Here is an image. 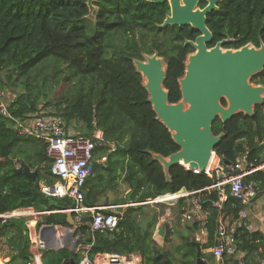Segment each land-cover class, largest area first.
Returning <instances> with one entry per match:
<instances>
[{
    "label": "trees",
    "instance_id": "obj_1",
    "mask_svg": "<svg viewBox=\"0 0 264 264\" xmlns=\"http://www.w3.org/2000/svg\"><path fill=\"white\" fill-rule=\"evenodd\" d=\"M93 4L96 9L92 13L88 0H0V89L8 95L10 112L16 118L43 111L58 115L78 134L91 135L101 130L107 141L119 145L104 165H96L95 173L87 179L85 204L93 205L99 194L121 184L132 191L131 200L136 203L181 189L196 191L210 186L211 177L181 164L171 167L167 179L156 155L169 157L180 146L157 118L144 78L134 63L135 59L143 60L145 54L158 52L167 65L164 86L169 90L170 101L177 103L182 98L180 78L185 74L188 55L195 51L186 41L195 40L200 31L191 25L162 27L170 13L167 2L94 0ZM207 26L213 34L209 47L228 37L232 40L224 44L225 48L248 43L260 47L264 44V0H221L218 9L207 14ZM50 60L57 63L53 79L67 85L65 93L53 98V102L48 99L46 77L37 85L31 80L35 70L45 68V62ZM251 81L264 85V69L253 75ZM43 99L47 102L42 106ZM213 132L218 136L224 134L215 148L220 159L234 162L248 151L249 162L259 166L264 153V105L255 106L253 115L240 112L226 123L217 118ZM46 150L45 141L19 134L12 120L0 115V212L32 206L38 211H52L43 217L47 224L66 226L67 213L61 210L73 207L74 200L69 196H43L34 189L39 188L40 180L51 185L56 182ZM102 152L100 149L98 154ZM19 160L38 171L36 181L16 173ZM251 181L264 189V171L249 175L246 182ZM199 198L202 207L210 212L208 228L213 237L219 210L212 207V202L217 193L205 191ZM242 207L240 200L230 196L224 210L237 216ZM155 221L156 216L151 215L146 233L134 243L136 234L120 230L129 222L127 214L120 218L117 231L92 234L88 224L78 231L83 234V243H94L93 253L140 250L145 264H161L149 242V229ZM194 225L195 229L199 227ZM22 230L26 232L25 219L6 223L0 220V237L17 235ZM242 232L247 235L244 229ZM9 237L8 242L17 251L14 259L28 260V236L23 235L21 247L18 238ZM242 241V248L251 253L264 247L261 242L246 238ZM190 246L193 255L196 249ZM80 259L76 251L66 247L48 249L44 254L45 264H80Z\"/></svg>",
    "mask_w": 264,
    "mask_h": 264
},
{
    "label": "built area",
    "instance_id": "obj_2",
    "mask_svg": "<svg viewBox=\"0 0 264 264\" xmlns=\"http://www.w3.org/2000/svg\"><path fill=\"white\" fill-rule=\"evenodd\" d=\"M0 114L7 116L12 120L14 129L24 136L42 139L47 143V156L51 158V172L57 178L53 185L40 183L42 193L55 197H71L75 206L65 209L73 211L76 214L74 227L55 226L57 229V237L48 235L43 238L40 229L47 225L41 224L38 236L35 239L34 250L27 264H44V252L50 248L49 243H55L56 249H61L65 245L66 235L73 234L79 229L84 222L86 212L91 213V217L87 221L92 232L113 231L118 228L119 215L110 212H104L106 208H92L85 205V193L83 188L87 179L94 173L95 165L105 163L108 160L107 153H100V149H107L109 153L116 150V143L105 141L103 133L96 131L91 136L78 134L68 130L64 119L60 116L47 115L46 113L34 114L26 118H16L10 113L9 105L5 99V93L0 90ZM249 152L243 153L235 162L229 164L223 163L217 152L214 151L207 168L201 170L185 164L188 170H192L198 174H206L213 179V183L205 188L196 191H181L174 193H166L155 198L147 200L145 203L155 205H180V201L195 205L193 210L184 207L185 215L183 220L191 221L197 217L202 222H208L209 211L202 207L199 195L203 191L216 192L217 198L212 202V207L219 210L218 232L220 234V242L214 246V255L218 259V264L222 263L225 254H235L238 251V235L240 231L246 227L248 212L244 208L240 209L237 216L230 220H226L223 215L225 203L230 196L240 200L243 204L251 201L257 194V185L255 182H246V177L258 170L264 169V164L256 166L249 162ZM191 203V204H190ZM193 208V207H192ZM48 210H36L34 207H18L13 210L0 212V220L3 223L11 219H25L28 225L32 223L43 222L45 214H49ZM91 218V219H90ZM62 237V238H61ZM82 238V233L73 237V242ZM93 244L87 243L84 254L80 260V264H144V257L141 253L129 252H97L92 253ZM260 264H264V255Z\"/></svg>",
    "mask_w": 264,
    "mask_h": 264
},
{
    "label": "water",
    "instance_id": "obj_3",
    "mask_svg": "<svg viewBox=\"0 0 264 264\" xmlns=\"http://www.w3.org/2000/svg\"><path fill=\"white\" fill-rule=\"evenodd\" d=\"M93 1L88 0L91 10L94 9ZM148 1L170 4L171 14L167 15L162 27L191 25L200 31L195 40L186 41L195 48V52L189 54L185 74L180 78L182 99L177 103L170 101L169 90L164 86L167 65L158 52L146 54L143 60H134L137 71L147 78L144 87L157 118L172 132V138L180 146V150L168 159L156 155L169 179L171 167L181 163L201 171L207 168L213 151L224 136L223 133L218 136L213 132L217 118L226 123L240 112L253 115L255 106L264 103V86L251 83V77L264 69V45L258 48L247 44L236 50H224V44L231 41V38H225L209 47L213 34L207 26V14L218 9L220 0H207L208 4L202 8H199L201 0ZM18 164L16 173H23L36 181L37 170L32 172L23 160H19ZM261 164H264V153ZM34 189L41 193L37 186ZM68 216L73 217L72 212ZM40 233L43 238L48 235L57 237L53 224L43 226ZM194 244L197 247L196 264H210L202 257L200 243L195 241ZM49 247L55 248L56 245L50 242Z\"/></svg>",
    "mask_w": 264,
    "mask_h": 264
},
{
    "label": "crops",
    "instance_id": "obj_4",
    "mask_svg": "<svg viewBox=\"0 0 264 264\" xmlns=\"http://www.w3.org/2000/svg\"><path fill=\"white\" fill-rule=\"evenodd\" d=\"M121 185H118L115 188H110L109 190H105L103 193L97 196L96 202L93 205L89 204V206H92V208L103 207L106 208V210H112L116 212V214L119 215L118 217L121 219H124L127 214V217H129V222H127V226L125 228H120V230L123 229L127 232V234L130 235L136 234L137 236L133 237V243L136 242L139 235L146 233V226L149 223V217L151 215H155L156 221L154 227L149 229V231H151V239L149 242L151 247H153V251L156 252L157 256L160 257L159 263L161 264H190L191 262L196 264L197 247L194 244L195 241L201 245L202 257L210 264H218V259L214 255V246L220 242L218 222L212 237L211 230L208 228L207 222H202L200 219H197V217L191 221L183 220V215H185L183 213L184 207L189 206V203H184V200L181 202L182 205H166V214H160L157 213V208L163 205H157L158 207L156 208L154 205H146L140 202L135 204L136 202L131 200L132 191L127 187V190H124V197H126V200L123 201L122 199L124 197H122L118 191L120 190L119 188ZM140 204H142V206H140ZM192 207L186 208H189L188 210H193L195 205L192 204ZM242 208L248 212V219L246 220L247 225L244 228V231H246L245 233L247 235L243 236V230L240 231L237 240L239 241L238 251L235 254H225L221 264H260L263 259V246H260L258 249H255L253 253H251L249 251H245L242 248V244L244 243L242 240L246 238V240L248 239L253 243L256 241L258 243L261 242L264 244V237L263 239L258 237L261 235L264 236V189L258 188L256 196L248 203L243 204ZM66 212L68 221L71 222H69V224L74 227L76 224L74 218L76 217V214L73 213V217L70 218L68 216L70 211ZM224 212L225 213L223 215H225L226 220L234 218V216L228 214V212L225 210ZM88 216L91 217L90 212H86L84 218ZM41 224H46L44 219L43 222L38 224L32 223L31 225H28V223L25 222L26 232L23 233L22 230V232H18L17 235L9 234V236L15 237L13 240L18 238V245H20V247L22 246L21 244L23 241V235L25 236L26 234L28 236L29 243L27 244V251L29 252V258L34 250V246L32 244L38 236ZM194 224H197L199 227L195 229ZM257 233H259V235ZM253 234H255V236L251 237ZM75 235L76 234L74 232L73 234L68 233V235H66V243L63 248L66 247L70 250H74L75 248L74 251H76L77 254L82 258L86 244H83V242L80 241L76 243V247H73V237ZM9 236L0 237V264H27L29 259L23 261L20 258L14 259L13 256L17 254V251L16 248H14V246L8 242L10 239ZM209 241H212L213 245H208L210 243ZM190 245L195 246L196 249V253L193 255L190 254ZM132 252L142 254L140 250Z\"/></svg>",
    "mask_w": 264,
    "mask_h": 264
},
{
    "label": "rangeland",
    "instance_id": "obj_5",
    "mask_svg": "<svg viewBox=\"0 0 264 264\" xmlns=\"http://www.w3.org/2000/svg\"><path fill=\"white\" fill-rule=\"evenodd\" d=\"M94 9H96V7H94ZM55 62H56V60H50L48 62H45L46 63L45 68H42V67L37 68L34 72V75L31 77V80L36 85L42 83L43 78L46 77V79H47L46 91L48 92V99H50L51 102H53V100H54L53 98H59L67 90V85L62 80L58 79L60 82H57L55 80L57 78L53 79L54 78V66H55V64H57ZM255 84H257V83L252 82V85H255ZM17 93L18 92H15V94H17ZM7 99H8V95H7ZM46 102H47L46 99L41 100L42 106ZM186 104H187V102H186ZM73 130H75V129H73ZM119 189H120V190H118L119 194L122 195V197H124L125 196L124 190H127V188L124 185H121ZM157 207L158 206H156V208ZM166 209H167L166 205L160 206L157 208V213L166 214ZM149 264H155V263L150 262Z\"/></svg>",
    "mask_w": 264,
    "mask_h": 264
},
{
    "label": "clouds",
    "instance_id": "obj_6",
    "mask_svg": "<svg viewBox=\"0 0 264 264\" xmlns=\"http://www.w3.org/2000/svg\"><path fill=\"white\" fill-rule=\"evenodd\" d=\"M93 5H94V4H93ZM94 7H95V6H94ZM90 10H91V9H90ZM93 11H95V10L92 9L91 12L93 13ZM248 44L255 46V45L252 44V43H248ZM245 45H247V44H245ZM263 45H264V44H263ZM243 46H244V45H243ZM223 47H224V46H223ZM241 47H242V46H241ZM241 47H239V48H241ZM260 47H261V46H260ZM260 47H258V48H260ZM225 49H228V48H224V50H225ZM230 49L236 50V49H238V48H230ZM194 52H195V51H194ZM192 53H193V52H192ZM190 54H191V53H190ZM188 56H189V55H188ZM162 58H163V57H162ZM163 59H164V58H163ZM164 60H165V59H164ZM187 62H188V58H187L186 63H187ZM144 83H145V82H144ZM251 83H252V82H251ZM255 85H256V86H259V85L264 86V85L261 84V83H258V84H255ZM0 90H1V89H0ZM1 91H3V92L5 93L4 90H1ZM262 95H263V97H264V93H263ZM5 99H6V102L8 103V105H9V102H8V99H7V95H6V93H5ZM181 99H182V98H181ZM223 104H224V103H223ZM224 105H225V104H224ZM261 105H264V103L261 104ZM9 109H10V107H9ZM10 113L12 114V112H10ZM41 113H42V112H41ZM41 113H38V114H41ZM43 113H46V112L43 111ZM46 114L49 115L48 113H46ZM0 115H1V114H0ZM12 115H13V114H12ZM36 115H37V114H36ZM30 116H31V115H30ZM52 116H58V115H52ZM60 117H61V116H60ZM63 119H64V118H63ZM64 121H65V120H64ZM65 123H66V122H65ZM66 127L68 128V130L77 133L76 130H73L72 127L69 128V127L67 126V124H66ZM96 131H101V130H96ZM101 132L103 133V131H101ZM19 134H20V133H19ZM91 135H92V134H91ZM91 135H87V136H91ZM103 136H104V139H105V135H104V133H103ZM28 137H29V136H28ZM37 139H38V138H37ZM41 140H42V139H41ZM105 141H107V140L105 139ZM114 143H116V142H114ZM118 146H119V145L116 143V147H117V148H118ZM117 148H116V150H117ZM102 150H103L102 153H107L108 158H109L110 154H112V153H114V152L116 151V150H115V151L109 153V152L107 151V149H102ZM214 151H216V150H214ZM214 151H213V152H214ZM46 154H47V150H46ZM242 154H243V153H242ZM242 154H241V155H242ZM98 155H100V154H98ZM241 155H240V156H241ZM211 157H212V156H211ZM165 158L168 159L169 157H165ZM50 159H51V158H50ZM221 160H222V159H221ZM236 160H237V159H236ZM51 162H52V161H51ZM234 162H235V161H234ZM105 163H106V162H105ZM105 163H101V164L104 165ZM223 163H226V161L223 160ZM229 163H230V161L227 162V164H229ZM231 163H232V162H231ZM50 164H51V163H50ZM101 164H96V165H101ZM96 165H95V169H96ZM181 165L185 166L184 163H181ZM188 165L190 166V164H188ZM260 165H261V163H260ZM17 166H19L18 162H17ZM17 166H15V167H17ZM190 167H191V166H190ZM191 169H193V168L191 167ZM197 169H199V168H197ZM31 170H32V169H31ZM199 170H200V169H199ZM261 170L264 171V169H261ZM34 171H35V170H32V172H34ZM190 171H192V170H190ZM258 171H260V170H258ZM202 172H203V171H202ZM256 172H257V171H256ZM94 173H95V171H94ZM94 173H93V174H94ZM254 173H255V172H254ZM93 174H92V175H93ZM200 174H201V173H200ZM202 174H204V173H202ZM252 174H253V173H252ZM51 175H52V172H51ZM92 175H91V176H92ZM250 175H251V174H250ZM52 176H53V175H52ZM248 176H249V175H248ZM248 176H247V177H248ZM53 177H55V176H53ZM247 177H246V178H247ZM55 179H56V181H57V178H56V177H55ZM251 182H255V181H251ZM40 183H45V184H47V185H51V184H48L45 180H40V181H39V188H38V189L41 191V193H42V190H41V188H40ZM55 183H56V182H55ZM55 183H54V184H55ZM247 183H250V182H247ZM255 183H256V185H257V187H258V183H257V182H255ZM257 187H256V188H257ZM83 190H84V188H83ZM257 190H258V188H257ZM83 192H84V191H83ZM203 192H205V191H203ZM206 192H207V191H206ZM84 193H85V192H84ZM169 193H174V192H169ZM44 194H45V193H44ZM162 195H163V194H162ZM45 196H46V194H45ZM48 196H49V195H48ZM229 198H230V197H229ZM148 200H149V199H148ZM237 200H238V199H237ZM146 201H147V200H146ZM146 201H145V202H146ZM145 202H141V203H142V204H146V205H151V204H147V203H145ZM181 202H182V200L180 201V204H181ZM135 204H138V203H135ZM242 204H243V203H242ZM85 205H87V204H85ZM133 205H134V204H133ZM157 205H164V204H155L154 206H157ZM74 206H75V205H74ZM74 206H73V207H74ZM28 207H29V206H28ZM31 207H32V206H31ZM69 208H70V207H69ZM224 208H225V207H224ZM66 209H67V208H66ZM36 210H37V209H36ZM64 211H65V210H64ZM64 211H62V212H64ZM105 211H106V210H105ZM105 211H104V212H105ZM70 212H72V214L74 213L73 211H70ZM113 212H114V211H113ZM66 213H67V212H66ZM114 213H116V212H114ZM209 214H210V212H209ZM88 217H89V216H88ZM218 217H219V216H218ZM234 217H235V216H234ZM88 220H89V219L84 218V222H85V223L83 222L82 225H83V224H88V223H87ZM208 220H209V217H208ZM25 222H26V221H25ZM46 224H47V223H46ZM207 224H208V222H207ZM53 225H55V224H53ZM82 225H81V226H82ZM55 226H61V225H55ZM66 226H68V227H73V226H71L70 224H69V225H66ZM81 226H80V227H81ZM63 227H65V226H63ZM80 227H79V228H80ZM89 228H90V227H89ZM243 229H244V228H243ZM243 229H242V230H243ZM115 230H116V229H115ZM90 231H91V229H90ZM113 231H114V230H113ZM97 232H100V231H97ZM104 232H105V231H104ZM78 233H81V231H80V232H79L78 230L75 231V234H78ZM91 233H92V234H95V232H92V231H91ZM75 236H76V235H75ZM82 238H83V234H82ZM82 238H81L80 240H78V241H75V242L73 243V244H74L73 247H76V245H77L76 243L82 241ZM82 242H83V241H82ZM64 243H66V242H64ZM90 243H92V242H90ZM75 244H76V245H75ZM83 244H84V243H83ZM85 244H87V243H85ZM92 244H93V246H94V243H92ZM64 246H65V245H64ZM50 248H52V247H50ZM62 248H63V247H62ZM62 248H61V249H62ZM54 249H56V248H54ZM56 250H59V249H56ZM74 250H75V248H74ZM92 250H93V248H92ZM92 253H93V252H92ZM96 253H97V252H96ZM128 253H129V252H128ZM81 259H82V258H81ZM81 259H80V260H81ZM144 260H145V259H144ZM44 264H45V263H44Z\"/></svg>",
    "mask_w": 264,
    "mask_h": 264
},
{
    "label": "flooded vegetation",
    "instance_id": "obj_7",
    "mask_svg": "<svg viewBox=\"0 0 264 264\" xmlns=\"http://www.w3.org/2000/svg\"><path fill=\"white\" fill-rule=\"evenodd\" d=\"M220 1H221V0H220ZM220 1L218 2V6H219ZM203 2L205 3L204 6H206V5L208 4V1H207V0H201V1L199 2V8L204 7V6H201V3H203ZM167 3H168V2H167ZM169 6H170V4H169ZM218 6H217V8H218ZM169 9H170V8H169ZM169 14H171V9H170V13H169ZM169 14H168V15H169ZM163 22H164V21H163ZM228 38H229V37H228ZM231 40H232V39H231ZM216 44H217V43H216ZM216 44H215V45H216ZM215 45H214V46H215ZM226 104H227V103H226V101H225V105H226Z\"/></svg>",
    "mask_w": 264,
    "mask_h": 264
},
{
    "label": "bare ground",
    "instance_id": "obj_8",
    "mask_svg": "<svg viewBox=\"0 0 264 264\" xmlns=\"http://www.w3.org/2000/svg\"><path fill=\"white\" fill-rule=\"evenodd\" d=\"M144 81L146 82L147 81V78L144 77Z\"/></svg>",
    "mask_w": 264,
    "mask_h": 264
}]
</instances>
